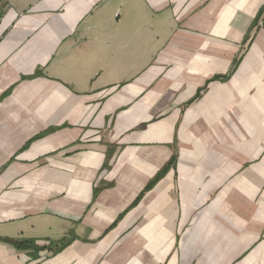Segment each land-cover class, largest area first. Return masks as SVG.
Returning <instances> with one entry per match:
<instances>
[{
  "label": "crops",
  "instance_id": "crops-1",
  "mask_svg": "<svg viewBox=\"0 0 264 264\" xmlns=\"http://www.w3.org/2000/svg\"><path fill=\"white\" fill-rule=\"evenodd\" d=\"M0 238L264 264V0H0Z\"/></svg>",
  "mask_w": 264,
  "mask_h": 264
},
{
  "label": "trees",
  "instance_id": "trees-1",
  "mask_svg": "<svg viewBox=\"0 0 264 264\" xmlns=\"http://www.w3.org/2000/svg\"><path fill=\"white\" fill-rule=\"evenodd\" d=\"M166 170V168H164L155 178L154 180H152L147 188H150L159 178L160 176L163 174V172ZM139 199V198H138ZM138 199L136 200V202L138 201ZM135 202V203H136ZM1 241L8 243L10 245H12L13 247H15L18 250H25V249H29V248H33L36 250H40L42 249V247L36 246L35 245V241L31 240V239H24V240H15V239H9V238H0ZM61 244V245H60ZM57 248L56 245L54 244V246L49 247V249H55L54 252L58 251L59 249H62L66 243L65 242H61Z\"/></svg>",
  "mask_w": 264,
  "mask_h": 264
},
{
  "label": "rangeland",
  "instance_id": "rangeland-1",
  "mask_svg": "<svg viewBox=\"0 0 264 264\" xmlns=\"http://www.w3.org/2000/svg\"><path fill=\"white\" fill-rule=\"evenodd\" d=\"M35 245L36 246H39L37 243H35ZM61 245V244H60ZM60 245H58V246H60ZM29 249H31L32 250V253L35 255V254H37L38 253V251L39 250H36V249H33V248H29ZM25 250H27V249H25ZM54 250L55 249H49V251H52V252H54ZM60 250V249H59Z\"/></svg>",
  "mask_w": 264,
  "mask_h": 264
}]
</instances>
